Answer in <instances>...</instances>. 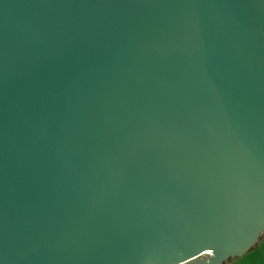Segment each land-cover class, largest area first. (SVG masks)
<instances>
[{"label":"water","instance_id":"water-1","mask_svg":"<svg viewBox=\"0 0 264 264\" xmlns=\"http://www.w3.org/2000/svg\"><path fill=\"white\" fill-rule=\"evenodd\" d=\"M264 235V0H0V264H224Z\"/></svg>","mask_w":264,"mask_h":264},{"label":"rangeland","instance_id":"rangeland-1","mask_svg":"<svg viewBox=\"0 0 264 264\" xmlns=\"http://www.w3.org/2000/svg\"><path fill=\"white\" fill-rule=\"evenodd\" d=\"M257 245L241 256L228 259L224 264H264V235Z\"/></svg>","mask_w":264,"mask_h":264}]
</instances>
